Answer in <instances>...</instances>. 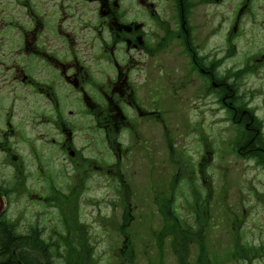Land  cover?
<instances>
[{
    "label": "flooded vegetation",
    "instance_id": "af4514ba",
    "mask_svg": "<svg viewBox=\"0 0 264 264\" xmlns=\"http://www.w3.org/2000/svg\"><path fill=\"white\" fill-rule=\"evenodd\" d=\"M163 111L197 117L202 160L217 131L264 161V0H0L6 208L9 189L42 203L51 181L136 174Z\"/></svg>",
    "mask_w": 264,
    "mask_h": 264
},
{
    "label": "rangeland",
    "instance_id": "374dc122",
    "mask_svg": "<svg viewBox=\"0 0 264 264\" xmlns=\"http://www.w3.org/2000/svg\"><path fill=\"white\" fill-rule=\"evenodd\" d=\"M182 87L184 88H179L180 98L188 93L187 87ZM187 119L186 112L175 115L165 113L154 128L147 124L153 132L144 133L146 139L151 141L149 146L153 151H145L144 160H138L132 165L136 174L126 175L125 180L119 178L109 186L106 178L98 177L94 171L90 178L83 180L82 187L73 186L78 191L76 195L75 190L72 192L68 186L74 185L75 181L68 178L59 182L51 181L49 192L53 194L50 197L57 198L46 196L42 203H33L36 198L32 195L26 196L22 192L13 194L9 189L5 195L9 201L5 218L15 224L18 233L25 234L31 226H37L48 242H58L52 256L54 264H65L67 254L63 245L75 243L81 245L80 252H86L85 245L88 244V254H81L86 264H131L128 252L132 250L135 252L133 264H179L176 261L177 254H173L170 236L162 240L161 250L156 244L158 250L154 246V239L156 240V234L162 229L163 223L161 210H158V199L155 201L154 198L159 192L172 194V209H177L180 217H186L191 222L193 214L191 215L189 204L193 200L192 195L190 198L189 195L195 188L201 191L202 186L219 190L217 194L222 197L219 200L223 204L222 208L219 207V213H216L220 221L218 229L209 228L207 231L210 237L206 236L209 255L216 256L220 264H264V168L228 152V134L219 137L218 132L213 131L216 139L219 137L220 150L214 155L211 153L210 168L206 169L209 175H203L202 164L198 160V134H192L186 129ZM162 121L166 122L165 126ZM221 128L227 132L229 125L222 124ZM168 134L171 136V144L174 142L173 151L168 146ZM214 134L210 135L211 140ZM170 152L174 159L169 157ZM180 158L194 167H188V171L194 173L189 178H182L172 184L169 177L178 172L179 165L175 166V161ZM69 173L66 164V177ZM34 182H30L29 186H33ZM65 192L72 196L68 198L67 194H63ZM226 205L228 209L225 208ZM27 208L30 209L27 211ZM78 221L85 225L80 231V238L65 232L69 223L76 225ZM59 233L65 235L60 238L56 236ZM125 239L127 242L124 243ZM236 240L243 243L244 247L261 249L248 258L227 262L237 244ZM194 246L195 242L183 248L187 255L184 254L182 258L186 257L184 259L187 264H194L197 252Z\"/></svg>",
    "mask_w": 264,
    "mask_h": 264
},
{
    "label": "trees",
    "instance_id": "16d2710c",
    "mask_svg": "<svg viewBox=\"0 0 264 264\" xmlns=\"http://www.w3.org/2000/svg\"><path fill=\"white\" fill-rule=\"evenodd\" d=\"M259 162L264 164L263 160ZM200 189L201 191H198L195 188L191 192L192 194L189 195V198L192 195L193 200L189 204L192 211L191 215L193 214L192 222H189L186 217H180L177 211L170 208V203L164 202L166 205L161 210V216L165 224L161 231L156 234L157 248L161 250L162 240L164 237L170 236L172 238L171 244L174 247L173 253L187 255V251L185 252L183 248L195 242L197 255L194 259V264H220L216 256L209 255L206 236L210 238L209 233H207L209 228L218 229L220 221H218L219 217L216 213H219V207L222 208L223 206L222 201H220L222 197L217 194L219 190H211L202 186H200ZM216 196L218 199H216ZM214 208L216 209L215 212L213 211ZM225 208L228 209L229 207L226 205ZM79 223V221L75 223L76 225L69 223L65 232L67 233L68 231L78 235L80 238V231L84 229L83 226L85 225ZM72 230L76 232L74 233ZM62 235L65 234L59 233L56 236L61 238ZM236 243L233 253H231L232 256L227 262L232 259L248 258L251 254H256L261 249L260 247H244V244L238 241ZM57 246L58 242H48L46 238L42 237V231L37 226H31L25 234H21L17 232L12 221L0 216V264H19L18 262L20 264H54L52 256ZM63 246L66 248L65 252L67 254L65 264H86L81 254L83 252L88 254V244L85 245L86 252H80L79 247L81 245L78 246L76 243L74 245L64 244ZM60 247L62 246L60 245ZM210 247L212 248V246ZM131 256L132 252L130 251L128 252V258H130L129 260L132 264ZM184 258L179 257V264H187Z\"/></svg>",
    "mask_w": 264,
    "mask_h": 264
},
{
    "label": "water",
    "instance_id": "95a60500",
    "mask_svg": "<svg viewBox=\"0 0 264 264\" xmlns=\"http://www.w3.org/2000/svg\"><path fill=\"white\" fill-rule=\"evenodd\" d=\"M1 207H2V200H1V198H0V210H1Z\"/></svg>",
    "mask_w": 264,
    "mask_h": 264
},
{
    "label": "bare ground",
    "instance_id": "6f19581e",
    "mask_svg": "<svg viewBox=\"0 0 264 264\" xmlns=\"http://www.w3.org/2000/svg\"><path fill=\"white\" fill-rule=\"evenodd\" d=\"M16 227V226H15ZM17 230V229H16ZM20 264V262H18Z\"/></svg>",
    "mask_w": 264,
    "mask_h": 264
}]
</instances>
